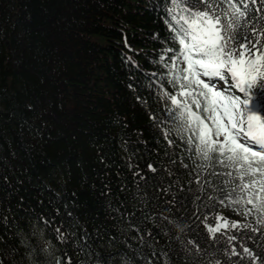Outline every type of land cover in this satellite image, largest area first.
I'll list each match as a JSON object with an SVG mask.
<instances>
[{
    "label": "trees",
    "instance_id": "trees-1",
    "mask_svg": "<svg viewBox=\"0 0 264 264\" xmlns=\"http://www.w3.org/2000/svg\"><path fill=\"white\" fill-rule=\"evenodd\" d=\"M168 7L169 0H0V264H54L49 252L65 251L72 264H97L96 254L119 264L121 253L144 264L137 252L160 264L109 205L135 211L131 219L143 232L151 230L157 257L162 249L170 264L217 258L221 264H252L228 257L226 236L213 241L191 215L206 213L213 223L218 212L243 221L218 202L212 208L203 197L193 201V177L180 163L192 164L191 153L178 136L170 137L176 141L171 146L164 139L176 124L168 122L170 101L163 99L164 91H174L171 77L156 63L163 49L175 47L168 41ZM149 163L159 171L152 173ZM170 184L165 194L161 189ZM173 197L175 206L167 203ZM165 208L174 223L144 219ZM249 222L255 226L251 217ZM61 225L75 232L67 243L57 239ZM85 230L92 255L76 246L84 243ZM228 234L238 236V251L243 237L264 256L258 233ZM189 240L208 255H196ZM49 242L54 247L43 251Z\"/></svg>",
    "mask_w": 264,
    "mask_h": 264
},
{
    "label": "snow or ice",
    "instance_id": "snow-or-ice-1",
    "mask_svg": "<svg viewBox=\"0 0 264 264\" xmlns=\"http://www.w3.org/2000/svg\"><path fill=\"white\" fill-rule=\"evenodd\" d=\"M169 3L165 23L172 33L168 41L175 47L163 49L156 63L168 69L167 75L171 77L167 82L174 91H164L163 99L170 101L168 115L171 119L168 122L176 124L174 129L163 133L164 139L171 146L176 141L170 137L173 134L178 136L187 146L185 151L191 153L192 164L183 160L180 163L190 169L188 175L193 177L188 181L196 186L189 188L193 201L203 197L213 202L209 205L212 208L218 202L242 216L243 221L230 220L218 212L213 223H208L206 213L196 215L193 212L191 215L204 224L213 241L219 243L226 236L223 251L228 257L247 258L252 264L259 260L264 264V256L254 253L243 243V237H239L242 251H238L234 243L238 236L228 234L247 230L264 237L261 231L264 228V101L261 99L264 97V0H169ZM147 168L152 173L159 171L152 163ZM134 175L140 180L145 179L139 171ZM168 175L173 173L168 171ZM171 187L170 184L161 190L166 194ZM143 201L144 198L140 197V202ZM167 203L175 206V197ZM109 207L126 221L129 231L137 233L133 239L142 247L151 248L152 256L160 264H170L168 253L162 249L157 257L154 243L158 241L151 230L143 232L139 223L131 219L135 217V211L121 212L120 207ZM170 211L165 208L158 217L145 215L144 219L174 223L172 217L164 215ZM249 217L255 226L249 222ZM42 223L45 227L51 226V221L43 220ZM62 227L55 229L57 239L67 243L68 236H75V232L62 231ZM81 239L84 243L76 244L80 253L87 251L92 255L86 230ZM175 239L184 244L180 236ZM187 244H193L196 255H208L206 249L193 241L189 240ZM49 247L54 246L49 242L43 251H48ZM185 248L192 252L187 245ZM49 255L54 264H72L67 251L62 256L51 252ZM96 255L97 264H106L99 254ZM137 255L144 264H153L147 256L139 252ZM119 256V264H136L135 259L123 253ZM108 260H115V257ZM208 264H221V260L217 258ZM233 264H239V261Z\"/></svg>",
    "mask_w": 264,
    "mask_h": 264
}]
</instances>
